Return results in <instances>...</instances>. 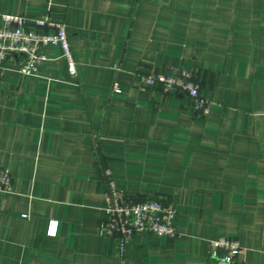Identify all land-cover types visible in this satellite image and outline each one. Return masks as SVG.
Returning <instances> with one entry per match:
<instances>
[{
    "label": "crops",
    "instance_id": "crops-1",
    "mask_svg": "<svg viewBox=\"0 0 264 264\" xmlns=\"http://www.w3.org/2000/svg\"><path fill=\"white\" fill-rule=\"evenodd\" d=\"M3 13L63 22L76 73L50 44L35 75L0 72L13 178L0 264H118L114 238L96 234L103 169L126 196L177 208L176 236L134 233L123 264H215L208 241L225 236L241 245L235 264H264V0H0ZM176 66L194 72L207 115L139 87Z\"/></svg>",
    "mask_w": 264,
    "mask_h": 264
},
{
    "label": "built area",
    "instance_id": "built-area-1",
    "mask_svg": "<svg viewBox=\"0 0 264 264\" xmlns=\"http://www.w3.org/2000/svg\"><path fill=\"white\" fill-rule=\"evenodd\" d=\"M0 72L12 63V70L20 76H33L38 67L50 57L44 52L46 45L58 46L66 62L67 71L76 73V64L69 47L65 24L49 16L27 19L23 15H0ZM138 85L156 87L165 93L185 95L192 110L207 115L212 102L200 91V83L194 72L184 66L159 70L155 67L140 73ZM117 90V87H115ZM104 218L98 221L96 234L108 235L116 242L118 264H123L125 246L134 233L151 234L167 238L176 236L177 208L173 203L159 198L134 200L115 185L109 169H103ZM10 171L0 168V198L12 190ZM56 221H51L49 232L54 233ZM241 251L238 238L217 237L208 241L207 258L215 264H235Z\"/></svg>",
    "mask_w": 264,
    "mask_h": 264
}]
</instances>
